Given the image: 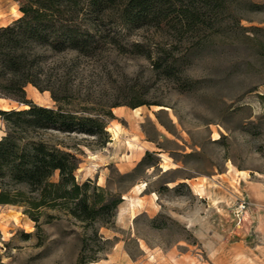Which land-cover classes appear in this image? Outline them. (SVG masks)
Listing matches in <instances>:
<instances>
[{
    "label": "rangeland",
    "instance_id": "374dc122",
    "mask_svg": "<svg viewBox=\"0 0 264 264\" xmlns=\"http://www.w3.org/2000/svg\"><path fill=\"white\" fill-rule=\"evenodd\" d=\"M22 4L0 0L2 19ZM129 11L107 3L97 49L41 58L52 90L73 106L159 104L112 108L105 146L42 133L76 155L77 182L122 199L98 231L103 252L90 240L86 254L95 264H264V0H164L133 23ZM25 95L57 108L48 90L28 84ZM7 130L0 118V138ZM90 234L64 215L42 217L38 231L21 208L0 205V264H76Z\"/></svg>",
    "mask_w": 264,
    "mask_h": 264
},
{
    "label": "trees",
    "instance_id": "16d2710c",
    "mask_svg": "<svg viewBox=\"0 0 264 264\" xmlns=\"http://www.w3.org/2000/svg\"><path fill=\"white\" fill-rule=\"evenodd\" d=\"M117 1L126 11L131 10L127 22L133 23L164 0H24L20 16L0 27V99L26 106L0 109V118L8 127L0 138V205L21 208L38 231L42 217L49 222L64 215L79 222L91 234L83 238L76 264L96 261L95 254H86L90 240L102 245L97 251L103 252L108 241L98 231L113 225L122 199L89 179L77 182L76 155L50 144L42 133L82 134L93 138L98 146H105L109 141L106 119L113 118L112 108L154 103L132 100L115 101L107 107L86 103L73 106L67 96H58L52 90L49 78L44 77L41 58L45 52L84 55L97 49L107 39L103 37L99 13L107 3ZM28 84L39 91H50L57 108L26 99ZM55 174L57 179L53 180Z\"/></svg>",
    "mask_w": 264,
    "mask_h": 264
},
{
    "label": "crops",
    "instance_id": "0c3cea01",
    "mask_svg": "<svg viewBox=\"0 0 264 264\" xmlns=\"http://www.w3.org/2000/svg\"><path fill=\"white\" fill-rule=\"evenodd\" d=\"M2 13H3V9H2V6H0V27L9 24L14 19H16V18H18L20 16V12H19V10H17V13L15 14L14 17L9 18V19L6 20V19H2V16H3Z\"/></svg>",
    "mask_w": 264,
    "mask_h": 264
},
{
    "label": "built area",
    "instance_id": "2783aa9c",
    "mask_svg": "<svg viewBox=\"0 0 264 264\" xmlns=\"http://www.w3.org/2000/svg\"><path fill=\"white\" fill-rule=\"evenodd\" d=\"M245 202L244 201H241V202H239V204H238V213L239 212H243L244 210H245Z\"/></svg>",
    "mask_w": 264,
    "mask_h": 264
},
{
    "label": "bare ground",
    "instance_id": "6f19581e",
    "mask_svg": "<svg viewBox=\"0 0 264 264\" xmlns=\"http://www.w3.org/2000/svg\"><path fill=\"white\" fill-rule=\"evenodd\" d=\"M0 100H2V99H0ZM24 108L26 107V106H23ZM11 107H7V106H5V105H0V109H3V110H8V109H10ZM96 263V262H95ZM95 263H92V264H95Z\"/></svg>",
    "mask_w": 264,
    "mask_h": 264
}]
</instances>
